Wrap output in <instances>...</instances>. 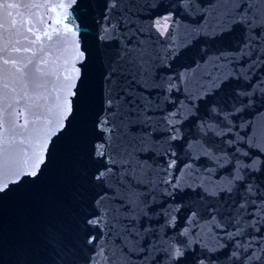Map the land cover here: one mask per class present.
Here are the masks:
<instances>
[{
	"label": "water",
	"instance_id": "95a60500",
	"mask_svg": "<svg viewBox=\"0 0 264 264\" xmlns=\"http://www.w3.org/2000/svg\"><path fill=\"white\" fill-rule=\"evenodd\" d=\"M67 2L36 0L10 8L7 22L0 21V105L7 109L3 115L11 122L18 106L33 114L22 132L24 139L10 138L0 179L37 170L49 142L70 115L81 57L80 35ZM97 7L76 12L89 47ZM234 39L225 38L218 46L230 47ZM191 59L189 55L182 63ZM101 72L100 58L94 54L86 110L78 111L69 133L53 148L41 180L35 182L45 184L47 192L25 193L22 187L18 194L23 200L9 212L14 219L23 207L31 216L37 243L27 259L58 264V250L48 240L52 232L59 233L73 264H86L96 246L84 241L93 234L97 243L106 242L110 255L116 248L112 259L123 256L124 264H240L232 253L243 255L247 244L264 246V152L246 146L247 133L240 124L250 113L225 117L234 107L235 89L242 85L231 82L198 106L187 100L182 106L169 104L178 115L166 112L153 122L147 137L117 148L116 165L106 181L97 183L92 176L105 167L104 160L93 158V142L100 139L93 123L101 110ZM262 105L264 100L258 98L257 106ZM125 151L131 154V165L120 163ZM53 192L50 214L41 218L38 210L52 204ZM94 217H99V224L89 227L85 221ZM9 227H14L11 221ZM8 239L0 264L20 259L15 234L10 231Z\"/></svg>",
	"mask_w": 264,
	"mask_h": 264
},
{
	"label": "snow or ice",
	"instance_id": "6c2138e0",
	"mask_svg": "<svg viewBox=\"0 0 264 264\" xmlns=\"http://www.w3.org/2000/svg\"><path fill=\"white\" fill-rule=\"evenodd\" d=\"M36 0H0V21L7 22L10 8H20ZM98 6L93 17L95 37L92 46L85 43V28L78 9L87 11ZM66 7L76 22L80 35V63L77 79L71 91V112L62 128L47 146L46 155L37 170L11 180L0 179V255H6L9 232L15 234V245L20 252L16 264H38L27 259L36 246L37 237L31 216L20 207L10 218L14 204L23 200L18 190L25 193H45L41 180L48 167L57 141L69 133L78 111L83 113L89 96V69L94 54L100 58L101 110L93 128L100 139L93 142V158L105 161V167L93 174L92 180L106 181L116 165L113 158L117 148L134 144L153 132V122L178 113L168 108L180 104L206 100L216 96L225 85L238 82L234 107L225 117L245 116L240 124L247 136L249 148L264 152V0H68ZM49 23H51L49 21ZM235 37L230 47L218 46L225 38ZM191 55L190 63H182ZM3 94L0 88V95ZM179 97V99H177ZM213 108V112H217ZM0 105V165L6 164L10 138L24 139L33 115L26 106L15 111L9 122ZM38 119L39 116L37 115ZM247 154V153H245ZM131 154L125 151L120 163L132 164ZM27 182V183H26ZM51 205L38 210L41 218L50 214L56 193H51ZM104 196L97 197L99 206ZM14 225L10 229L9 224ZM89 227L99 224V217L85 221ZM49 242L58 250V264H73V257L65 253L58 232L48 234ZM84 244L95 245L86 264H124L123 256L113 260L117 249L104 240L88 236ZM240 252L232 253L240 264H264V246L247 244Z\"/></svg>",
	"mask_w": 264,
	"mask_h": 264
}]
</instances>
